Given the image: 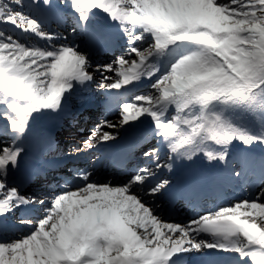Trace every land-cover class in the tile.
<instances>
[{
	"label": "snow or ice",
	"instance_id": "1",
	"mask_svg": "<svg viewBox=\"0 0 264 264\" xmlns=\"http://www.w3.org/2000/svg\"><path fill=\"white\" fill-rule=\"evenodd\" d=\"M50 19L70 20L69 35ZM120 40L124 54L95 60ZM93 83L118 120L76 155L148 163L120 183L77 168L26 194L16 181L43 154L37 125ZM178 160L208 171L183 175ZM226 184L255 190L197 211ZM176 200L194 205L186 222L159 215L157 201ZM224 254L264 264V0H0V264H229Z\"/></svg>",
	"mask_w": 264,
	"mask_h": 264
},
{
	"label": "bare ground",
	"instance_id": "2",
	"mask_svg": "<svg viewBox=\"0 0 264 264\" xmlns=\"http://www.w3.org/2000/svg\"><path fill=\"white\" fill-rule=\"evenodd\" d=\"M123 46V45H122ZM100 59L102 60L103 59V57H100ZM95 75V79L97 80V81H99L100 79H101V76L99 75V74H94ZM106 75H112L111 73H106ZM106 82V81H105ZM110 82H112V81H110ZM106 83H108V82H106ZM95 84V83H94ZM96 85V87H97V84H95ZM98 88V87H97ZM99 89V88H98ZM99 91L100 92H103V90H101V89H99ZM97 108H99L98 106H96ZM86 110H88L87 112L86 111H84L83 113H82V115H77V117L78 118H80L82 121H81V123H80V126H87V123L90 121V120H96L97 119V116H101L102 114H100L101 112H99V110H97V109H95V110H93L92 108H86ZM114 114V113H113ZM109 117V118H108ZM108 117H106V119L108 118V119H111L112 121L114 120V121H117V119H115V118H113L114 117V115H112V114H110ZM57 118H59V117H57ZM52 120H56L55 118H53V119H51V120H49V121H52ZM45 121H47V120H45ZM93 123V122H92ZM103 123H96V125H102ZM83 128V129H82ZM80 127V135H83V133L86 131L85 130V127ZM106 129V128H105ZM102 131H106V130H104V129H102ZM87 132V131H86ZM102 134V133H101ZM60 138V137H59ZM69 145H71L70 143H67V145L66 146H69ZM72 146V145H71ZM163 162V161H162ZM186 171V168H184V169H182V172H185ZM245 186H247L246 184H244L243 185V187H245ZM224 259L226 260V261H228L229 262V264L231 263V262H234V259H232V257H228V256H226V257H224Z\"/></svg>",
	"mask_w": 264,
	"mask_h": 264
},
{
	"label": "rangeland",
	"instance_id": "3",
	"mask_svg": "<svg viewBox=\"0 0 264 264\" xmlns=\"http://www.w3.org/2000/svg\"><path fill=\"white\" fill-rule=\"evenodd\" d=\"M17 34H18V33H17ZM106 82H110V81H106ZM89 92L94 94V92H93L92 90H89ZM90 93H89V95H90ZM89 95H87L86 97L89 98V97H88ZM103 95H104V94H103ZM100 96H102V95H100ZM98 97H99V96H98ZM81 98H82V97H81ZM99 99H100V97L98 98V100H99ZM104 130H106V131H111L110 129H105V128H104Z\"/></svg>",
	"mask_w": 264,
	"mask_h": 264
}]
</instances>
